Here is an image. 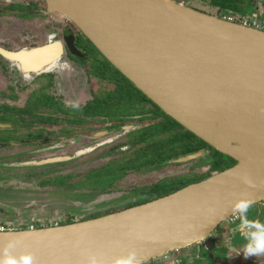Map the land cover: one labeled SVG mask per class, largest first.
Segmentation results:
<instances>
[{"label":"water","instance_id":"1","mask_svg":"<svg viewBox=\"0 0 264 264\" xmlns=\"http://www.w3.org/2000/svg\"><path fill=\"white\" fill-rule=\"evenodd\" d=\"M42 2L48 13L70 19L166 114L236 162L113 213L0 231V264H117L129 257L142 264L204 240L230 216L263 203V29L176 0ZM61 52L60 40L16 52L0 48L25 73L49 70Z\"/></svg>","mask_w":264,"mask_h":264},{"label":"flooded vegetation","instance_id":"2","mask_svg":"<svg viewBox=\"0 0 264 264\" xmlns=\"http://www.w3.org/2000/svg\"><path fill=\"white\" fill-rule=\"evenodd\" d=\"M33 11L36 15L48 13L42 0H0V16L11 15L14 18L26 19L28 15L31 16L30 13ZM51 16L56 20L57 26H55L56 33H51L49 35V40L17 49L0 45V48L16 52L21 49L41 47L50 41L60 40L62 42L60 59L57 60L56 64L50 67L49 70L39 73L34 71L25 73L21 71L14 62L6 59L0 54L1 58L6 59L11 64V68L8 66L5 69L6 64L0 59V68L6 72L13 73L12 81L10 82L9 80V84L6 88L0 89V108L2 109L0 110V124H2L0 125V151L7 150L10 152V155L18 154L15 160L3 161L5 164L7 163L8 168H23L32 165L39 166L41 164L66 162L74 159V157L79 154L92 152L99 146L116 142L112 144L111 148L113 151L116 149L120 150L121 153L117 155L118 157L111 159L107 164L101 167L87 170L83 175L84 181L80 180L79 182V184L81 183L83 186L87 187V189H89L88 191L99 192V194L108 193L113 196L106 197V199L101 198L100 200L95 198V200H91L88 204H82L83 206L90 207V212L83 214L86 215L85 218L76 220H83L89 216L98 217L154 200L170 194L190 183L204 179L195 180L201 176H205L207 173L211 175L221 171L212 169V165L217 160L220 161L222 159L223 153L210 146L207 142L201 144L194 151L168 158L161 163L155 162L148 165L145 164V162L153 157L155 151L149 150L145 152L152 140L151 136L154 133L151 127L164 121L166 117L158 110L157 107L159 106L134 84L135 89L125 85V78L127 77L92 46L70 19L57 13L51 14ZM75 63H87V83L90 85L89 92L92 97L87 99L83 105L67 107L69 105H65L58 97H54L50 93V89L57 86V83L60 82L59 79H61L62 74L60 73L59 75V73H57L58 70L67 69ZM75 81V79L71 78L72 83L70 84L69 78L67 86L71 90H74V87H78ZM93 83L99 85V90H94ZM22 84L24 86H22ZM29 84H36V86L26 97L23 105L11 103L10 101L16 100L20 95L18 92H14V90L20 87L19 85H21L22 89H25ZM118 84H123L126 87L118 86ZM139 91L150 101L143 98ZM24 93L23 96H26V91ZM101 96H104V99L98 102L96 98ZM97 102L100 105L104 104V110H99V113H95L92 110V108L98 104ZM9 107L22 110L16 112L15 110L7 109ZM87 107H90L89 114L86 113V111H88ZM4 108L7 110H3ZM68 108L69 110H67ZM47 109L48 111H46ZM97 126L98 128L94 130ZM57 128L58 131L61 132V135L64 134L65 136H69L75 128H78L84 130L83 138L86 137V139H90V141L97 138L101 139L88 144L86 149L81 151L75 150L73 153H68L63 151L65 143L61 137L53 142L54 149L60 150V152L52 154V157L43 159L22 158L30 152V150L23 147L24 144H22V142L28 141V145H30L32 140H46L43 133H48ZM89 130L90 135L88 134L89 132H87ZM146 130L149 134L142 135ZM20 131H23V133H19ZM170 133V130L162 131L158 133L157 136L161 138L168 137ZM73 138L77 139L78 137ZM79 139H82V137H79ZM16 148L18 152L12 151ZM9 154L6 155L9 156ZM190 154H195L196 157L187 161H174L175 159ZM45 159L56 160L39 163ZM192 160H197L199 163L205 164L207 166L206 171L198 174H191L189 172L184 173L186 171H182L177 174L166 175L154 182L144 185H134L127 190L128 192L125 191L126 189L124 187H118L116 185L117 181L127 175L129 171L148 172L159 167L180 164ZM227 161L230 162V159ZM46 175V180L40 181L39 183L47 184L50 179L48 184L53 183L58 187L68 186L77 187V189L80 188L79 184L72 183V172L63 173V171H58L57 168H55L47 172ZM176 178H181V180H183V182L179 183L181 186L189 180L191 182L167 193L158 190L160 186L165 188L171 187L169 182ZM263 209L264 201L263 203L252 204L239 212V216L236 220H226L228 223L236 225L229 227L228 225L222 226L220 224L221 226L218 225L204 240L185 248L171 251L142 264H233L236 259H247L249 257L248 254L254 253V249L257 247V245H253L254 241H256L257 233L264 230ZM7 213L8 211H6V208L0 205V215H5ZM69 215L77 214L71 213ZM64 220H66V217L61 221L55 220L54 223L50 222V220H47V222L49 225L62 224ZM76 220L74 219V221ZM21 225L26 226V224ZM258 237H260V235H258ZM244 241H247L245 246H243ZM259 251L262 254L258 255L254 253L257 256L255 258V263L264 264L263 244H260Z\"/></svg>","mask_w":264,"mask_h":264},{"label":"rangeland","instance_id":"3","mask_svg":"<svg viewBox=\"0 0 264 264\" xmlns=\"http://www.w3.org/2000/svg\"><path fill=\"white\" fill-rule=\"evenodd\" d=\"M176 1L212 14H216L217 11L215 7L204 0ZM254 11L255 12H252V9L247 10L250 15L254 13L253 15L262 16L261 9H256ZM30 14L31 16L28 15L26 19L14 18L11 15L0 16V45L9 46V48L14 49L29 47L49 40V35L51 33H56L55 26H57V23L51 14L43 13L41 15H36L34 11ZM0 59L6 64L5 69L8 66L11 68V64L6 59L1 57ZM86 64L75 63L73 66H68L69 68L67 69L58 68L59 70L57 73H59V75L61 73L62 76L57 86L50 89V93L54 97H58L65 105H69L67 107L83 105L87 99L92 97L89 92L90 85L87 83L88 68ZM69 78L70 84L72 83L71 78L76 80L75 84H77L78 87H74V90H71L67 86ZM12 79L13 73L6 72L0 68V89L6 88L9 84L8 81L10 80L11 82ZM93 84L94 90H99V85ZM19 86L20 87L16 88L14 92H18L20 95L16 100L10 102L22 106L26 97L34 89L36 84H29L25 89H22L21 85ZM22 86L24 85L22 84ZM8 90L12 91L11 89ZM25 91L27 95L23 96ZM67 110H69V108ZM46 111H48V109ZM97 128L98 126L95 127L94 130ZM87 132H89L88 134L90 135V130ZM19 133H23V131ZM83 133L84 130L78 128H75L69 136H65L64 134L61 135L58 128L48 133H43L46 140H32L30 145H28V141L22 142V144H24L23 147L30 150L29 154L22 158L43 159L52 157V154L60 152V150L54 149L53 142L61 137L65 143L63 151L68 153H73L75 150L81 151L86 149L88 144L101 139L97 138L90 141V139H86V137L83 138ZM73 137L78 138L74 139ZM79 137H82V139H79ZM114 143L116 142L99 146L92 152L79 154L70 161L41 164L39 166L32 165L23 168H8L7 163L5 164L3 161L15 160L18 154L10 155V152L7 150L0 151V205L6 208V211L9 213L0 215V222L7 224L9 227L13 226V229L18 230L25 227L21 224L28 225L30 222H38L39 224L40 222L50 220V222L54 223L55 220L61 221L64 217L67 219L68 216H72L75 220L85 218L86 215L83 214L89 213L90 207L83 206L82 204H88L91 200H95V198L100 200L101 198L106 199V197H112L113 195L108 193L99 194V192H92L91 190L88 191L89 189L81 183L79 184V182L80 180L84 181L83 175L87 170L101 167L107 164L111 159L118 157L117 155L121 152L118 149L112 150L111 146ZM17 148L12 151L18 152ZM6 154H9V156ZM54 167L57 168L58 171H63V173L72 172V183L79 184L80 188L77 189V187L68 186L58 187L53 183L48 184L50 179L47 184L39 183L40 181L46 180L47 172L55 169ZM206 169L207 166L205 164L199 163L197 160H192L180 164L159 167L148 172L129 171L127 175L117 181L116 185L118 187H124L126 189L125 191L128 192L127 190L134 185H144L154 182L166 175H173L182 171H186L184 173L189 172L191 174H198L203 173ZM71 213H76L77 215H69ZM262 215H264V209L262 210ZM221 225H228L230 227L236 224H230L224 221ZM246 243L247 241H244L243 246H245Z\"/></svg>","mask_w":264,"mask_h":264},{"label":"trees","instance_id":"4","mask_svg":"<svg viewBox=\"0 0 264 264\" xmlns=\"http://www.w3.org/2000/svg\"><path fill=\"white\" fill-rule=\"evenodd\" d=\"M211 6L215 7L217 9L216 14L222 15L225 13H232V14H239L242 16H247L250 15L247 10L252 9V12H255L254 10L256 9H261V14L262 18L264 20V0H204ZM254 14V13H253ZM251 16H258V15H253ZM125 85L127 87H134L133 83H131L127 78H125ZM123 84H118V86H123L126 87ZM119 91V90H118ZM140 92V91H139ZM141 93V92H140ZM142 97L150 101L143 93H141ZM104 99V96L97 97L96 100L98 102L102 101ZM97 102V103H98ZM158 110L163 114L166 119L164 121L159 122L156 126H152L151 129L154 131L152 137V140L150 144L148 145V148L145 150V152L149 150H155L153 153V157L149 159L145 164H151V163H161L162 161L171 158V157H176L180 154H186L188 152L194 151L196 148H198L201 144H204L205 141L201 139L200 137L196 136L193 132L189 131L188 129H185L179 122H177L175 119L172 117L168 116L165 114L159 107H157ZM11 110H15L16 112L21 111L17 110L15 108H7ZM4 108L3 110H7ZM89 109L90 107H87L86 113L89 114ZM0 110H2L0 108ZM93 112L99 113L100 111L104 110V104H96L94 108H92ZM100 110V111H99ZM180 127V129H179ZM170 130L171 133L167 137H158V133H161L162 131H167ZM148 135L149 132L146 130L142 133V135ZM167 143V144H164ZM151 147V148H150ZM222 159L219 161L217 160L216 162L213 163L212 169L214 170H223L229 166H232L233 163L236 161L229 157L228 155L222 154ZM230 159V162L227 160ZM210 173L205 174V176H201L195 180H200L202 178L208 177ZM183 182L181 178H176L170 181L171 187H162L160 186L158 188L159 191L167 193L174 191L178 189L179 187H182L183 185H186L187 183L191 182L190 180L185 182L182 186L179 185V183ZM93 216L86 217L90 218ZM74 221L72 216H69L66 220H64L62 223H69ZM26 227V226H25Z\"/></svg>","mask_w":264,"mask_h":264},{"label":"built area","instance_id":"5","mask_svg":"<svg viewBox=\"0 0 264 264\" xmlns=\"http://www.w3.org/2000/svg\"><path fill=\"white\" fill-rule=\"evenodd\" d=\"M219 16H221L227 20H230V21H237V22H240L244 25L253 26V27L260 28V29L264 30V20L260 16H251V15L242 16L239 14H232V13L231 14L225 13V14H222ZM238 216H239V213H236V214L230 216L227 220H229V221L236 220L238 218ZM48 225L49 224L47 221L40 222L39 224H38V222H33V223L30 222L28 225H26L25 228L33 229L36 227L48 226ZM50 225H53V224H50ZM11 229H13L12 226L9 227L7 224L0 222V231L11 230Z\"/></svg>","mask_w":264,"mask_h":264},{"label":"crops","instance_id":"6","mask_svg":"<svg viewBox=\"0 0 264 264\" xmlns=\"http://www.w3.org/2000/svg\"><path fill=\"white\" fill-rule=\"evenodd\" d=\"M260 235V237H256V241H254V246L257 245V247L254 249V253H257L258 255L262 254L259 249H260V244L264 246V230H261L257 233ZM254 253L248 254V258L246 259H236L233 264H254L255 263V258L257 257ZM256 264V263H255Z\"/></svg>","mask_w":264,"mask_h":264},{"label":"clouds","instance_id":"7","mask_svg":"<svg viewBox=\"0 0 264 264\" xmlns=\"http://www.w3.org/2000/svg\"><path fill=\"white\" fill-rule=\"evenodd\" d=\"M93 264H94V262H93ZM117 264H132L131 257H129V259H125L122 261H117Z\"/></svg>","mask_w":264,"mask_h":264}]
</instances>
